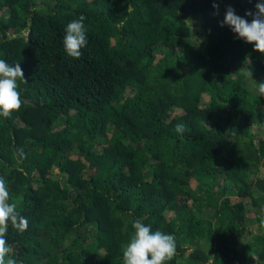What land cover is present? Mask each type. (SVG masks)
I'll return each mask as SVG.
<instances>
[{"label":"trees","instance_id":"1","mask_svg":"<svg viewBox=\"0 0 264 264\" xmlns=\"http://www.w3.org/2000/svg\"><path fill=\"white\" fill-rule=\"evenodd\" d=\"M256 3L0 0V59L27 81L0 117V178L28 220L8 257L123 264L138 220L175 237L165 264H264V54L221 26Z\"/></svg>","mask_w":264,"mask_h":264},{"label":"clouds","instance_id":"2","mask_svg":"<svg viewBox=\"0 0 264 264\" xmlns=\"http://www.w3.org/2000/svg\"><path fill=\"white\" fill-rule=\"evenodd\" d=\"M213 7L217 5L214 4ZM255 8V13H245L246 16H252L251 22L236 15L231 7L227 8L221 26L228 25L237 38L253 44L255 51L264 54V0H257ZM84 20L85 17L80 16L79 19L69 22L65 28L64 50L67 56L74 59L81 58V49L88 43ZM246 75L251 79V71ZM18 81L27 83L19 62L9 64L0 59V117L8 118L22 106ZM254 83L259 95L264 96V82ZM175 131L183 133L185 126L177 124ZM16 156L21 161L26 158L23 149L19 148L16 149ZM16 209L15 203H9V190L5 180L0 178V264H16L14 259L8 257L12 251L7 241L9 227L19 233L28 228V220ZM132 228L134 232L123 251V264H165L176 255V241L173 235L164 234L159 230L153 232L151 226L138 220L133 222Z\"/></svg>","mask_w":264,"mask_h":264},{"label":"rangeland","instance_id":"3","mask_svg":"<svg viewBox=\"0 0 264 264\" xmlns=\"http://www.w3.org/2000/svg\"><path fill=\"white\" fill-rule=\"evenodd\" d=\"M245 238H243V240H244ZM247 241L246 240H244V241H242V243H241V245L239 246L241 249H245V253L247 254V253H249L250 252V250L248 249V247L246 246L247 245V243H246ZM247 247V248H246Z\"/></svg>","mask_w":264,"mask_h":264},{"label":"built area","instance_id":"4","mask_svg":"<svg viewBox=\"0 0 264 264\" xmlns=\"http://www.w3.org/2000/svg\"><path fill=\"white\" fill-rule=\"evenodd\" d=\"M206 264H214L212 259H209ZM219 264H226V263H219ZM230 264H237V263H230Z\"/></svg>","mask_w":264,"mask_h":264}]
</instances>
